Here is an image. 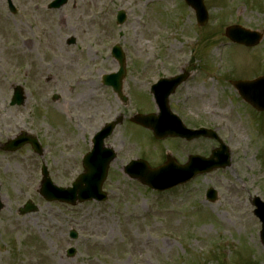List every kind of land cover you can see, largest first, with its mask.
Wrapping results in <instances>:
<instances>
[{
	"label": "rangeland",
	"instance_id": "rangeland-1",
	"mask_svg": "<svg viewBox=\"0 0 264 264\" xmlns=\"http://www.w3.org/2000/svg\"><path fill=\"white\" fill-rule=\"evenodd\" d=\"M9 1L15 14L0 0V148L25 133L44 152L0 150V264H264L250 204L254 197L264 203V114L231 85L264 76V0H204L203 28L183 0H68L56 10L48 8L53 0ZM230 25L258 32L260 43L233 45L224 36ZM114 46L125 59V106L101 84L118 69ZM182 73L190 75L170 109L189 128L214 130L230 167L159 194L127 178L123 167L142 159L155 168L166 154L207 158L218 147L206 139L187 146L155 141L129 123L136 112L155 111L146 98L151 85ZM16 86L24 90L22 107L9 105ZM119 117L105 141L116 153L103 185L107 201H44L41 165L54 185L69 187L93 134ZM209 188L214 203L205 200ZM27 201L37 211L20 216ZM70 247L73 258L66 256Z\"/></svg>",
	"mask_w": 264,
	"mask_h": 264
},
{
	"label": "water",
	"instance_id": "water-1",
	"mask_svg": "<svg viewBox=\"0 0 264 264\" xmlns=\"http://www.w3.org/2000/svg\"><path fill=\"white\" fill-rule=\"evenodd\" d=\"M67 0H55L49 8L57 9L63 6ZM189 7H191L196 14L197 23L199 26H204L207 22V12L203 6L202 0H185ZM11 12H14L11 5L9 4ZM124 21V15L119 13L117 16V23L122 24ZM226 35L235 43L252 47L255 46L259 40L260 36L253 33L243 31L237 27L230 28L226 30ZM113 56L116 57L120 64V70L117 74L111 75L104 79L105 84L111 86L113 90L121 95V80L124 76L123 71V55L119 48L113 50ZM185 77H177L170 81H161L160 86L154 87L152 92L156 99V103L161 111V115L157 117H141L137 116L134 122L150 129L156 139L162 140L167 136L171 137H185L188 140L196 139L200 136L217 139L214 132L199 130L189 131L185 130L183 127L176 125V120L173 124H166L169 122L166 113H168L167 108V98L172 94L175 88L184 80ZM235 89L238 91L242 99L252 106L258 112H264V78H260L254 82H240L233 84ZM22 91L20 88H16L14 91V96L11 102L13 105L23 104ZM159 122L158 124H156ZM179 125V122H178ZM114 125H109L105 127L103 133L97 135L93 140V150L84 158V168L85 173L81 175L76 182L73 184L71 189H57L51 183L46 170L43 173V179L40 187V195L48 202L59 201L62 203H67L70 205H75L76 203H83L89 200H95L97 202L105 201L106 195L101 192V186L106 178L107 168L109 163L113 160L114 156L112 151H106L103 149V140L111 133ZM20 144L9 142L5 146V150L15 151L20 148L26 142L35 144L33 140L20 139ZM14 145V146H13ZM173 164L170 159H168L167 165L165 167L159 168L157 170H150L147 165L143 162H132L129 166L125 168L128 176L131 179H136L143 185L155 189L158 191H163L170 189L179 184H183L194 176L211 172L212 170L218 168H227L230 165L229 162V152L221 143L217 150H214L209 159L189 158L187 165L183 167L171 166ZM134 166H137L133 168ZM171 168L174 172H169ZM206 199L210 202L216 200V194L213 190L207 191ZM252 205L256 208L254 215L259 218L262 223V231L260 234L261 242L264 246V204L255 198L252 201ZM2 205L0 203V210ZM37 209L31 204L27 203L22 209L19 210L20 215H25L28 213L35 212ZM71 239H76V234L71 232L69 234ZM75 254L73 249L68 250L67 256L72 257Z\"/></svg>",
	"mask_w": 264,
	"mask_h": 264
},
{
	"label": "flooded vegetation",
	"instance_id": "flooded-vegetation-1",
	"mask_svg": "<svg viewBox=\"0 0 264 264\" xmlns=\"http://www.w3.org/2000/svg\"><path fill=\"white\" fill-rule=\"evenodd\" d=\"M177 142L180 143V144H183L185 146H187L188 144H191L192 143V142L191 143H187V142H184V141H181V140H177ZM193 143H195V142H193Z\"/></svg>",
	"mask_w": 264,
	"mask_h": 264
},
{
	"label": "bare ground",
	"instance_id": "bare-ground-1",
	"mask_svg": "<svg viewBox=\"0 0 264 264\" xmlns=\"http://www.w3.org/2000/svg\"><path fill=\"white\" fill-rule=\"evenodd\" d=\"M150 23H151V25L154 24V22H152V21H151ZM158 30H159V29H158Z\"/></svg>",
	"mask_w": 264,
	"mask_h": 264
}]
</instances>
